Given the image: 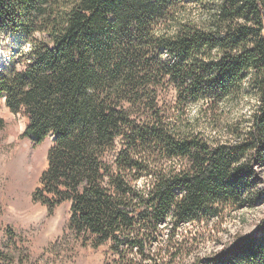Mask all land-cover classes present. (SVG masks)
Masks as SVG:
<instances>
[{"label": "trees", "instance_id": "16d2710c", "mask_svg": "<svg viewBox=\"0 0 264 264\" xmlns=\"http://www.w3.org/2000/svg\"><path fill=\"white\" fill-rule=\"evenodd\" d=\"M0 33V97L50 144L31 199L102 264H264V219L203 256L182 229L261 193L264 0H0Z\"/></svg>", "mask_w": 264, "mask_h": 264}, {"label": "rangeland", "instance_id": "374dc122", "mask_svg": "<svg viewBox=\"0 0 264 264\" xmlns=\"http://www.w3.org/2000/svg\"><path fill=\"white\" fill-rule=\"evenodd\" d=\"M19 38L0 33V67L22 48ZM24 127V118L11 113L0 97V264H102L105 248L81 245L68 229L66 202L50 210L32 201L50 144L35 145L24 135ZM256 170L261 193L252 207L225 209L204 225L182 227L192 231L186 237L199 246L194 251L198 255L211 254L235 237L253 233L264 219V168ZM188 258L179 264H189Z\"/></svg>", "mask_w": 264, "mask_h": 264}]
</instances>
